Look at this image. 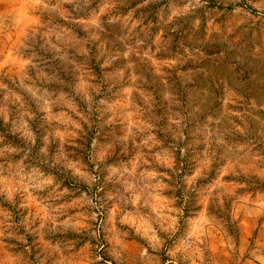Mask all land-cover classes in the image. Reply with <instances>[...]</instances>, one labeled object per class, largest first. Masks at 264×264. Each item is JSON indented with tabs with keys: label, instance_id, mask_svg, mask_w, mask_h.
I'll return each mask as SVG.
<instances>
[{
	"label": "clouds",
	"instance_id": "obj_1",
	"mask_svg": "<svg viewBox=\"0 0 264 264\" xmlns=\"http://www.w3.org/2000/svg\"><path fill=\"white\" fill-rule=\"evenodd\" d=\"M0 264H264V0H0Z\"/></svg>",
	"mask_w": 264,
	"mask_h": 264
}]
</instances>
